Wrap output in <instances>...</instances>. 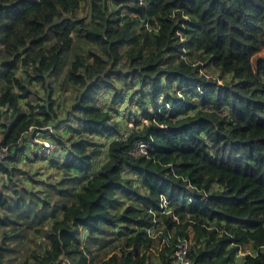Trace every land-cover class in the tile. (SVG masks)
<instances>
[{
  "label": "trees",
  "instance_id": "obj_1",
  "mask_svg": "<svg viewBox=\"0 0 264 264\" xmlns=\"http://www.w3.org/2000/svg\"><path fill=\"white\" fill-rule=\"evenodd\" d=\"M70 55L61 121L52 81ZM128 82L148 124L117 140ZM35 135L63 154L40 157ZM0 149V264H176L184 240L193 264H264V0H0ZM25 155L82 178L76 201L20 189ZM34 225L36 248L8 243Z\"/></svg>",
  "mask_w": 264,
  "mask_h": 264
},
{
  "label": "rangeland",
  "instance_id": "obj_2",
  "mask_svg": "<svg viewBox=\"0 0 264 264\" xmlns=\"http://www.w3.org/2000/svg\"><path fill=\"white\" fill-rule=\"evenodd\" d=\"M84 12L81 11L78 15V17H84ZM73 60V55H70L67 60L66 64L63 67V69L60 71L59 74H56L55 77H53V84L54 89L56 91L55 98L56 102L58 104H61V121H66L70 117V112L72 109V97L74 95V88L72 86L64 84L66 73L68 69L70 68V64ZM221 85V82H220ZM125 85H121L120 88H124ZM138 86H134L130 84L129 82L125 86V98L123 103L119 104H113L111 108L113 109V112L115 114V117L121 121V123L124 126V129L121 132V135L126 134V129H133L134 127L140 128L148 124L147 120L145 118H142L141 116V109L139 107V103L137 102V99L129 106L128 108V100L132 93H134L135 89ZM137 90H140L138 88ZM112 93V92H111ZM105 98H102L101 101H104ZM108 100L113 101V97L108 96ZM107 100V101H108ZM126 105V106H124ZM71 126H74V123L70 122L69 124L66 123L63 128L57 129L54 128L53 132L56 135H62L65 136V140L68 139L75 131L71 130ZM117 137V136H116ZM108 139L107 137H95V147H106L105 145H108ZM31 149L34 150V152H38L41 156L45 157L52 155L53 159H57L59 155H62L63 152H61L59 149L57 152H46L44 151L39 145L38 146H31ZM104 150V149H103ZM51 158V159H52ZM103 162V156L97 161V165H101ZM11 165H16L18 172L16 173L17 178L15 179L18 185H20L21 188H36V184L32 183V180L40 181L39 187L36 190L38 191H48L50 192L55 199H61L62 203L71 205L76 201L75 194L81 190L82 185V178L76 179L72 178V180L69 177H66L64 173L59 171L56 167L52 166L51 161L49 162H41L38 160H34L28 155H25L24 158H22L21 162H14ZM129 177L135 178V184L137 185L139 182L137 178L134 176L133 173L128 174ZM5 183V178L0 179V184ZM53 185H57L59 189H67L68 187H71L73 189V193L69 195H62L60 192H57V190L53 187ZM14 187H12L13 191ZM129 203H126V206ZM37 226L34 225L33 227L29 228L27 230L26 236L22 239L19 238L18 240H15V243L12 241H8L13 247H15L17 250L25 251L29 249L36 248V244L34 241L35 237V228ZM115 235H112L109 237L108 240L101 241L100 239L95 240L94 244V252L96 257L98 259L104 258L106 252H111L113 248L114 243H109L110 239H114L119 231V229L115 230ZM1 237V234H0ZM156 239H158L157 233H155ZM87 242L86 234L83 233V239L82 242ZM105 245V246H104ZM120 249L117 250L115 253H119ZM248 253H250V250H247ZM21 253V252H20ZM114 253L108 256L110 258ZM243 256V255H242ZM241 256V257H242ZM17 255L14 252L6 253L5 260L7 264H22L21 260L16 259ZM26 255L23 257L25 258ZM156 260V258H153V261ZM157 261V260H156Z\"/></svg>",
  "mask_w": 264,
  "mask_h": 264
},
{
  "label": "built area",
  "instance_id": "obj_3",
  "mask_svg": "<svg viewBox=\"0 0 264 264\" xmlns=\"http://www.w3.org/2000/svg\"><path fill=\"white\" fill-rule=\"evenodd\" d=\"M44 131H47L48 134L50 132H52V130H49V129H45ZM128 136V132H126L125 135H120L118 136V138H116L117 140H125ZM36 138V135L35 137ZM115 139V140H116ZM36 142H38L41 146H42V149L46 152H53L54 151V147L53 145L48 142V141H44V140H41L40 138H36ZM148 148L149 146L143 142H139L137 143L136 147L134 149H132L130 152L136 156H140V155H147L148 154ZM8 153V150L7 149H0V159L3 158L4 155H6ZM163 205L162 208H165L166 205H167V201L164 199L163 201ZM190 244L191 242L189 241H179V244L177 246V249L175 251V263L176 264H193L190 257H189V254H190ZM248 253V252H246ZM248 254H251V251L250 253ZM244 256L245 254L244 253H240V256Z\"/></svg>",
  "mask_w": 264,
  "mask_h": 264
}]
</instances>
